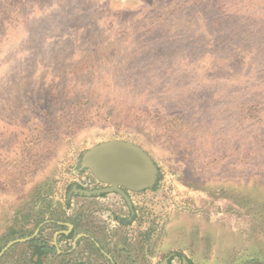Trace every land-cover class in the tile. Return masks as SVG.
Returning <instances> with one entry per match:
<instances>
[{"label":"rangeland","instance_id":"1","mask_svg":"<svg viewBox=\"0 0 264 264\" xmlns=\"http://www.w3.org/2000/svg\"><path fill=\"white\" fill-rule=\"evenodd\" d=\"M112 140L159 174L106 253L264 264V0H0V251L99 188L81 161Z\"/></svg>","mask_w":264,"mask_h":264},{"label":"crops","instance_id":"2","mask_svg":"<svg viewBox=\"0 0 264 264\" xmlns=\"http://www.w3.org/2000/svg\"><path fill=\"white\" fill-rule=\"evenodd\" d=\"M79 190L90 191L75 184L71 190V198H68L72 202V209L65 210L63 206L59 205L64 210L60 209L59 212H56L53 211V208L49 210V207H47L46 209L49 211H37L35 217L38 218L33 223L34 230L30 234L19 238L29 240L10 248L0 259V264L9 253L16 255L14 250L20 245L25 248L20 250L21 253L25 251L26 254V251L29 250L32 264L35 261L38 262V260H40V264H86V258L78 260L74 257L79 254H83L85 257L91 256L93 252L99 253L100 247L107 245L109 246L106 247L108 250L110 247L116 248L115 245L124 246L125 243H119L115 235L117 230L114 231L113 229H119L134 218L133 213L126 215L125 206H128L131 211L130 203L127 202V204L121 198H115L110 194L106 196L107 198L99 195L85 196L78 192ZM91 205H95L96 209L89 214ZM113 207L114 213L109 211ZM85 213L91 216L90 220H93V222L83 221L85 220V216H83ZM96 219H98V222H96ZM105 220L108 222L106 223ZM103 254L106 256L105 261L107 264H117L113 255H109L104 251ZM177 257H181V254H177L175 258L170 257L168 260H173L170 264H189L190 262L201 264L187 258L176 259ZM21 261L24 264L25 259H21ZM103 263L101 262V264Z\"/></svg>","mask_w":264,"mask_h":264},{"label":"water","instance_id":"3","mask_svg":"<svg viewBox=\"0 0 264 264\" xmlns=\"http://www.w3.org/2000/svg\"><path fill=\"white\" fill-rule=\"evenodd\" d=\"M81 169L89 170L95 178L109 188L99 191L79 190L85 196L118 193L128 203L130 199L124 190L140 193L152 189L158 179L159 170L151 158L140 146L120 140L104 142L85 152ZM29 239L10 242L0 251V259L18 243Z\"/></svg>","mask_w":264,"mask_h":264},{"label":"flooded vegetation","instance_id":"4","mask_svg":"<svg viewBox=\"0 0 264 264\" xmlns=\"http://www.w3.org/2000/svg\"><path fill=\"white\" fill-rule=\"evenodd\" d=\"M99 188H97L96 190H92V191H99V190H103V189H107V188H109V186L108 185H105V184H102L101 186H98ZM125 191V193L128 195V197H129V199H130V201H131V196L133 195V194H137V193H134V192H130V191H127V190H124ZM143 192V191H142ZM112 194H115V196H118L119 198H121L122 200H123V202H126L127 203V201L125 200V198L123 197V196H121L120 194H118V193H112ZM100 197H106V196H109V193L108 194H101V195H99ZM133 197V196H132ZM131 203V202H130ZM128 204V203H127ZM131 205V204H130ZM131 208V211H130V214H132L133 213V215H135V213H134V211H133V209H132V206L130 207ZM130 210V209H129ZM103 251L105 252V250L103 249V247L101 248L100 247V250H99V254L100 255H102L103 257H106V256H104V254H103ZM106 253V252H105ZM108 254V253H107ZM176 256H177V254H175ZM114 260V259H113ZM117 261V264H124V263H128V264H137L138 262V260H134V259H132V258H129V259H127V260H125L124 262H120V261H118V260H116ZM171 262H173V260L172 259H170V260H168V263L167 264H170ZM33 264H40V260H38V262L37 261H35V263L33 262Z\"/></svg>","mask_w":264,"mask_h":264},{"label":"trees","instance_id":"5","mask_svg":"<svg viewBox=\"0 0 264 264\" xmlns=\"http://www.w3.org/2000/svg\"><path fill=\"white\" fill-rule=\"evenodd\" d=\"M35 240H36V239H35ZM35 240H34V241H35ZM189 264H193V263L190 262Z\"/></svg>","mask_w":264,"mask_h":264}]
</instances>
